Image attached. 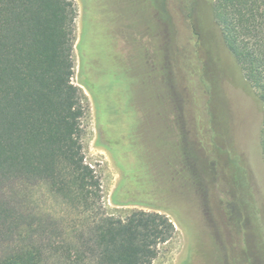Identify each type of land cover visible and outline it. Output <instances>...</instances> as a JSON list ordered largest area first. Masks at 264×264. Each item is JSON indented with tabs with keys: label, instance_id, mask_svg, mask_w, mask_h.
<instances>
[{
	"label": "trees",
	"instance_id": "trees-1",
	"mask_svg": "<svg viewBox=\"0 0 264 264\" xmlns=\"http://www.w3.org/2000/svg\"><path fill=\"white\" fill-rule=\"evenodd\" d=\"M77 3L0 0V264H152L159 247L176 233L174 222L161 212H174L162 191L174 187L182 196H196L187 180L195 178V171L179 142L180 116L171 104L170 85L160 80L159 91L149 88L144 96L141 85L126 83L135 64L150 65L157 75L161 71L155 3L103 0L97 2L99 18L112 27L117 46L130 53L120 61L121 89L132 93L138 140L147 123L155 125L156 120L175 135L169 152L163 146L139 147L151 182L126 189L123 197L131 203L118 205L156 211L132 210L125 217L107 212L100 179L84 156L85 92L94 100L98 96L92 81L82 82L93 67L77 52ZM212 11L227 49L261 104L264 159V0H214ZM137 17L141 24L136 27L131 21ZM77 60L78 84L73 81ZM110 88L107 96L118 90ZM114 104L120 109L119 100ZM140 154L127 152L125 160L134 164ZM112 157L119 166L117 156ZM19 184L47 186L62 200L63 211L29 212L9 196Z\"/></svg>",
	"mask_w": 264,
	"mask_h": 264
},
{
	"label": "rangeland",
	"instance_id": "rangeland-1",
	"mask_svg": "<svg viewBox=\"0 0 264 264\" xmlns=\"http://www.w3.org/2000/svg\"><path fill=\"white\" fill-rule=\"evenodd\" d=\"M98 1L103 2L77 0V52L86 55L93 67L82 82L92 81L98 96L94 100L85 92V161L100 179L102 203L109 214L125 217L132 210L156 211L118 205L131 203L128 196L123 197L126 189L147 187L151 182L139 147L163 146L169 152L175 135L156 120L155 125L147 123L143 139L138 140L129 104L132 93L121 89L125 80L120 61L129 59L130 53L126 46H117L112 27L99 18ZM153 2L161 30V71L157 75L150 65L135 64L126 83L141 85L144 96L149 88L158 92L161 81L170 85L171 104L180 116L179 142L189 158L190 171H195V178L187 180L194 184L196 196L191 192L182 196L174 187L162 191L174 212H161L174 222L176 233L159 247L152 264H264L259 99L223 41L213 18L214 0ZM132 20L136 27L141 24L138 17ZM76 66L73 81L78 84V60ZM114 86L117 92L107 96ZM117 100L120 109L114 104ZM127 152L141 157L129 164ZM9 196L33 214L63 211L62 200L45 185L19 184L10 189Z\"/></svg>",
	"mask_w": 264,
	"mask_h": 264
}]
</instances>
